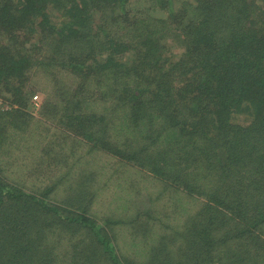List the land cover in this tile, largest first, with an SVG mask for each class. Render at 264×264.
I'll list each match as a JSON object with an SVG mask.
<instances>
[{"label": "trees", "instance_id": "trees-1", "mask_svg": "<svg viewBox=\"0 0 264 264\" xmlns=\"http://www.w3.org/2000/svg\"><path fill=\"white\" fill-rule=\"evenodd\" d=\"M0 98V264H264V0H0Z\"/></svg>", "mask_w": 264, "mask_h": 264}, {"label": "rangeland", "instance_id": "rangeland-1", "mask_svg": "<svg viewBox=\"0 0 264 264\" xmlns=\"http://www.w3.org/2000/svg\"><path fill=\"white\" fill-rule=\"evenodd\" d=\"M44 80H46L44 78V74L39 73L38 75H36L34 81L32 82L34 91L37 94L36 100L33 99V101L36 102L37 105L41 103L42 95H46L45 94L46 91L43 88ZM0 108L2 109L6 108V102L4 103V100L2 98H0ZM35 117L39 118V115L36 114ZM18 141H20L19 138L16 140V144L11 145V150L13 152L12 161L17 159L16 163L21 167H22L21 163L25 161L28 166L23 165V168L30 167V169H33L32 165H35L34 163L35 157L32 156V158L28 160L30 157H27L26 155V148L23 146L24 144H20L18 143ZM38 144H40L39 140H32V142L29 145L33 146ZM96 159L94 157L92 158V160H89L91 163L89 164L87 162L88 167H86V171H83L85 172L84 173L85 175H90V177L92 176L95 177V171L99 172V179L98 178L96 179V185L98 186L99 189L101 187V192L99 191V194L97 195L95 200L94 210L96 212H94V214H97L99 216L98 217L99 219H103L112 215L113 218H119V213L123 209V205L129 200L131 201V203L135 202L136 203L135 205L137 207L146 210L147 205L149 203L148 200L154 197L156 195L155 193L157 192L156 186L153 184V182H150L149 180L143 177L140 178L137 177L136 173L131 170H128V173L126 175L124 174L125 176L122 174L123 177L119 178V166L117 162L110 159L108 162L105 160H101L99 158ZM1 164L2 163L0 161V165ZM19 169L21 168L19 167ZM29 172H31V175ZM29 172L26 171V174L23 175L20 172L19 174L9 173L8 178L10 180H14L17 182H23V184H25V182L21 178L28 179L25 180L26 181L25 185L31 186L32 185L31 180L35 178L33 174H35L36 171L32 172L29 170ZM74 174L78 175L79 173H74ZM61 175L62 172L61 174H59V176ZM144 196H149V197L147 198V200H144ZM144 201L146 202L143 206ZM157 204L158 203L154 204L151 208L155 210L156 209L155 206ZM175 207L176 205L173 204L171 209L172 210L181 209V207L178 206L177 208ZM162 210L164 211V209ZM156 211L160 212V210L157 209Z\"/></svg>", "mask_w": 264, "mask_h": 264}, {"label": "built area", "instance_id": "built-area-1", "mask_svg": "<svg viewBox=\"0 0 264 264\" xmlns=\"http://www.w3.org/2000/svg\"><path fill=\"white\" fill-rule=\"evenodd\" d=\"M33 99L36 100V96H34Z\"/></svg>", "mask_w": 264, "mask_h": 264}]
</instances>
